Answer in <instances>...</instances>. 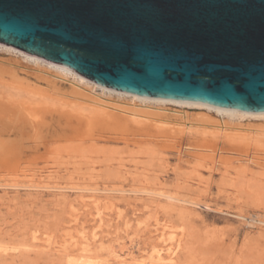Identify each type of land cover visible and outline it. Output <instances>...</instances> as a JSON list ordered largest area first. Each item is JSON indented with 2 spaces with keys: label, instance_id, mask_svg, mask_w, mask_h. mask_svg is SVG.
<instances>
[{
  "label": "rangeland",
  "instance_id": "1",
  "mask_svg": "<svg viewBox=\"0 0 264 264\" xmlns=\"http://www.w3.org/2000/svg\"><path fill=\"white\" fill-rule=\"evenodd\" d=\"M10 46L0 42V64H15L19 80L0 70V108H20L24 125L18 134L0 135V245L26 253L16 252L13 259L0 255V264H70L71 258L56 250L70 244L82 225L87 231L92 223L88 232L97 233L99 240L92 253L101 255V261L107 260L111 248L130 245L138 257L147 258L158 236L154 229L165 226L167 230L168 226L167 236L177 235L175 241L185 234L183 251L178 254L180 263L264 264L263 135H217L199 128L159 133L134 122L126 123L127 132H119L106 129L105 121L97 115L100 122L90 125L87 120L92 113L83 105L62 104L38 95L30 73L53 75L63 89L76 85L111 104L154 110L160 106L172 118L183 115L192 123L223 118L212 109L195 105L142 104L139 100L135 104L132 93L125 92L122 97L119 90L105 86L103 90L99 84L92 88L79 82L77 78L91 80L71 67L44 58H39V65L35 56L25 59V52L7 50ZM55 64L71 70L76 79L61 75L51 67ZM25 109L30 110V116ZM66 112L71 114L69 119ZM224 120L233 126L264 127V118ZM80 188L89 190L84 193ZM91 191L100 197L99 206L82 207L78 196L92 200ZM148 191L184 198L187 210L172 208L162 196ZM105 194L114 197L113 204L102 201ZM74 212L81 217L80 227L72 220L77 216ZM99 214L107 222L101 229L94 220ZM38 241L46 246L34 249L32 242ZM78 253L76 249L74 254Z\"/></svg>",
  "mask_w": 264,
  "mask_h": 264
},
{
  "label": "water",
  "instance_id": "2",
  "mask_svg": "<svg viewBox=\"0 0 264 264\" xmlns=\"http://www.w3.org/2000/svg\"><path fill=\"white\" fill-rule=\"evenodd\" d=\"M0 42L116 90L264 111V0H0Z\"/></svg>",
  "mask_w": 264,
  "mask_h": 264
},
{
  "label": "bare ground",
  "instance_id": "3",
  "mask_svg": "<svg viewBox=\"0 0 264 264\" xmlns=\"http://www.w3.org/2000/svg\"><path fill=\"white\" fill-rule=\"evenodd\" d=\"M6 48H7V50H13L15 47L10 46V47H6ZM14 51H15V49H14ZM25 53H26L25 59H29L30 57L35 56L34 59H35V62L37 61V63L39 62V58H41L40 56L32 55V54H29L27 52H25ZM15 66L16 65L13 63H12V66L7 65V63L5 65L0 64V70L7 71L9 76L13 77L14 79L19 80L18 79L19 68L15 67ZM60 66H62V65H59V66H57V64L51 65V67L55 68L61 75H65V76L72 75L76 79V75H73L70 72L71 70L69 71L67 68L60 67ZM47 72H49V71H47ZM49 73H51V72H49ZM30 74L33 75V77H34V81L32 82V84H33L32 87L37 91L36 93L38 95L40 94L43 97H47L49 99L59 101L62 104L83 105L87 110H89L90 113H92V114H90L89 119L87 120V123H89L90 125H92L93 122L94 123L96 122V124L98 122H100L99 118H97V116H98V117H101L103 119L102 121H105L104 123L107 126L106 129L109 128V130L111 129V130H116L119 132L123 131L125 129L127 130L128 129L127 127H129V126L126 127V125L127 124L129 125V123L134 122L136 124L143 125L144 127H148V126L153 127L159 133H166V131H172V130L173 131H185V130H189L191 128H199V129L209 130L211 133L217 134V135H222L225 132H232L235 135H241L242 137L243 136L254 137V135H257V134L264 136V127L237 126V125L233 126V125L228 124L229 122L227 123L224 120L225 118H227L229 121L233 122L235 120L241 121V120H244L246 118H264V111H248V110H242V109H237V108L218 106V105L210 104V103L203 102V101L182 100V99L158 97V96H146V95H142V94L128 92V93H132L130 97H132L133 103H135L136 100H139L142 104H146L147 102H155L157 104L174 103V104H183V105H186V104L187 105H195V106H199V107H205L208 109H212L219 116H221V118H223V119H220L219 121H216V120L213 121L211 118L210 119L205 118L207 120L201 119L202 121H196V122L192 123V121L186 120V118L183 117V115L178 116L179 115L178 114L177 115L178 117L172 118V116H170L169 114L166 113L167 111L165 109L164 110L166 112L161 111L162 108L160 109V106H159V108L154 110V109H149L150 107L148 105H147L148 107H146V108H137L136 107L137 105L129 108V107H125V106H121V105H117V104H111L110 102H107L101 98L89 95L84 89H82L76 85L71 86V88L68 90L67 89L65 90L59 85V81H57L56 78L52 77L53 75L52 76L45 75L42 73V71H41V73H34V74L30 73ZM51 74H54V73L52 72ZM54 76H55V74H54ZM58 78L62 80V78L60 76ZM77 80L81 83H85L86 85H90L92 88L94 86H98L97 85L98 83L87 81V80L84 81V78H79V79L77 78ZM19 82H21V81H19ZM99 86H100V84H99ZM105 87H103V85H102L101 88L103 90H105L106 89ZM107 88H109V87H107ZM111 89H113V88H111ZM114 90H116V89H114ZM120 91H122V90L117 91V94L119 96L123 97V96L127 95V93H125L127 91H123V92H120ZM140 95H142V96H140ZM25 110L27 111V114L30 116L31 115L30 110H28V109H25ZM19 114H22V113H20V108L17 111H14V110H12V108L9 109L7 107L0 108V135L1 136L6 135V134H11L17 130L20 131V128L24 125L22 123L24 118H22V115L20 116ZM65 114H66V117L67 116L71 117V114L69 112H66ZM95 116H96V118H94ZM25 117L28 119L27 115ZM76 118H77V116H76ZM73 123H71V124H73ZM87 123H86V126L88 125ZM87 127L91 130L89 125ZM91 127H93V126H91ZM88 130H87V132L90 131V130L89 131ZM18 131L16 132L17 134H18ZM160 135H163V134H160ZM42 187H47V186L43 185ZM81 190H83V192L85 193L89 189L86 190L84 188H80V192H81ZM84 190H86V191H84ZM110 191L112 192V190H110ZM120 191H122V190H120ZM91 192H93V191H91ZM95 192H97V191H95ZM89 193H90V191H89ZM149 194L154 195V196L158 195L160 197L162 196L164 198V201H166L170 205H173L172 208H175L174 206H176L177 209H178V207L180 208L179 209L180 211L185 212L187 210V207L185 206V203L187 200L184 198L178 197L176 195L168 194L165 192H160V193L149 192ZM83 197H84V195L80 194L77 198V201L80 202L82 207H89L90 208V206H93V205L99 206L98 202H99L100 197L96 193L93 192V194L91 195L92 200H89V198L86 197V199L88 198L89 201L84 200L85 198H83ZM102 197H103L102 201L105 200L108 203V205H109V203L113 204L112 203L114 201L113 196L105 194V195H102ZM151 202H153V201H151ZM189 203H190V201H189ZM155 204L157 205L156 202H155ZM111 207H112V205H111ZM169 207H171V206H169ZM96 208H98V207H96ZM80 211H81V208H80ZM96 211H97V209H96ZM96 211H94V212L96 213ZM74 213H75V215H74ZM74 213L72 215L76 216V214H77V216H76V218L73 217L74 219H72V220L76 223V225L79 224V227H80L81 226L80 224L82 223V222H79L81 220V217H78L77 212H74ZM103 213H105V212H103ZM99 215H101V216H99V218L95 217L94 220L97 224L100 223L99 226L101 229V225L103 227L105 225L106 221L102 217L103 216L102 214H99ZM253 219L256 220L257 218H253ZM73 221H69V222H73ZM90 221H91V219H90ZM85 222H86V220H85ZM92 224L94 225V223H92ZM106 224H107V222H106ZM130 224L128 223V225H130ZM76 225L73 224V226H76ZM92 226L90 227V225H89L90 228H92ZM155 226H157V224ZM70 227H72V226H70ZM76 227H75V229H76ZM79 227H77V229H79ZM89 227H88V230H89ZM107 227H108V225H107ZM81 229H82V231H81ZM85 229H87V227L82 225L80 228V233L79 234L77 233L76 236H73L71 241L69 240L70 244H68V245L65 244V246L61 247V249L60 248L58 249L57 245L55 247L56 249H58L56 251H58V252L63 251V252H65L64 253L65 257L71 258L70 260L68 259L70 261V264H184V263L179 262L178 254H179L180 250L183 251L182 250V244H183L182 239L186 240V238H184L185 234L183 233L184 236L182 237V239L180 236V237H178L179 240L175 241V239H176L175 237L177 235L174 238L172 237L173 233L172 234L170 233L171 234L170 238L168 237L169 234L167 236V230L170 229V227H168V226H167V230H166L165 226L157 227L156 230L154 229L155 232L156 231L158 232L157 233L158 236L152 242L151 245L149 244L151 247L149 246L150 250L148 253L149 255L148 254H147L148 256L146 255L147 258L138 257L134 252V246L130 245V246L125 247V248L124 247H122V248L121 247L111 248V250L109 251V254H108L109 257L105 261L100 260L99 256H101V255L98 256V255L92 253L93 247L99 241V240H97V237H96L97 233L92 232L93 234H90L88 232V230L85 231ZM171 230L169 232H171ZM93 231H95V230H93ZM76 232H78V231L76 230L75 233ZM151 233L152 232H150V234ZM68 234L70 235V233H68ZM177 234H179V233H177ZM42 240H46V238L42 239ZM66 241H68V239L65 240L64 242L67 243ZM38 242H40V241H38ZM38 242H32L33 247L36 246L37 248L38 247L41 248L43 246H46V245H44L43 242H42V244H41V242H40V244ZM47 242H49V241H47ZM52 242H53V240H52ZM34 243L35 244L38 243L39 245L38 244L35 245ZM59 245H61V244H59ZM70 246L73 247V249L69 250L68 248ZM50 247H48V248H50ZM53 247H54V245H53ZM183 247H184V245H183ZM185 247H187V246H185ZM32 248H31V250L33 251L35 249V247H34V249H32ZM27 249L28 248H26L24 250L27 251ZM51 249L53 251L54 248H51ZM76 249L79 250L78 254H74V251ZM21 250L18 247H8L5 245H0V255L10 256L12 259L15 258L16 252H20ZM139 250H142V249L139 248ZM22 251H21V253H22ZM40 251H42V250H40ZM23 252H25V251H23ZM28 252H30V250H28ZM46 252H48V251H46ZM139 255H142V254L140 253ZM18 256H20V255H18ZM66 263H69V262L66 261Z\"/></svg>",
  "mask_w": 264,
  "mask_h": 264
}]
</instances>
